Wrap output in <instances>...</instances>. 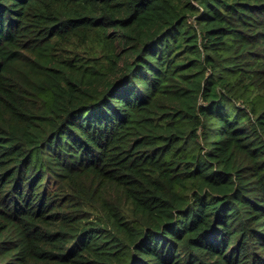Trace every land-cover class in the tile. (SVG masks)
<instances>
[{
	"label": "trees",
	"instance_id": "obj_1",
	"mask_svg": "<svg viewBox=\"0 0 264 264\" xmlns=\"http://www.w3.org/2000/svg\"><path fill=\"white\" fill-rule=\"evenodd\" d=\"M0 264H264V0H0Z\"/></svg>",
	"mask_w": 264,
	"mask_h": 264
}]
</instances>
